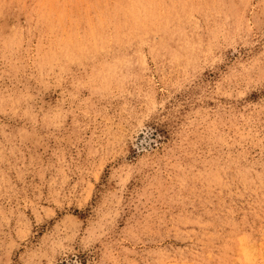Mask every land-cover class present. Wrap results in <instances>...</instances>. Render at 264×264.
I'll list each match as a JSON object with an SVG mask.
<instances>
[{
  "label": "rangeland",
  "instance_id": "1",
  "mask_svg": "<svg viewBox=\"0 0 264 264\" xmlns=\"http://www.w3.org/2000/svg\"><path fill=\"white\" fill-rule=\"evenodd\" d=\"M0 264H264V0H0Z\"/></svg>",
  "mask_w": 264,
  "mask_h": 264
}]
</instances>
